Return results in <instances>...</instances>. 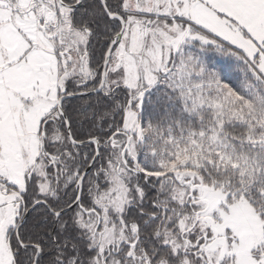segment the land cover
<instances>
[{
	"label": "snow or ice",
	"instance_id": "snow-or-ice-1",
	"mask_svg": "<svg viewBox=\"0 0 264 264\" xmlns=\"http://www.w3.org/2000/svg\"><path fill=\"white\" fill-rule=\"evenodd\" d=\"M0 264H264V0H0Z\"/></svg>",
	"mask_w": 264,
	"mask_h": 264
}]
</instances>
